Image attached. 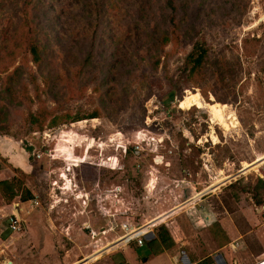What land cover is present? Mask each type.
<instances>
[{"label": "rangeland", "instance_id": "1", "mask_svg": "<svg viewBox=\"0 0 264 264\" xmlns=\"http://www.w3.org/2000/svg\"><path fill=\"white\" fill-rule=\"evenodd\" d=\"M132 1L116 0L113 22L105 12L85 28L65 18V0H0V177L12 184L0 189L6 264L29 262L12 241L21 232L3 233V221L31 191L39 200L32 213L49 210L56 224L74 219V262L92 250L79 221L104 223L101 207L138 225L210 191L223 213L264 204V0H174L175 38L161 48L145 33L167 24L162 0H144L137 36L118 35L133 19ZM92 4L101 10L109 0ZM196 37L215 65L186 77L181 67ZM31 42L43 52L39 67ZM113 184L121 186L116 196L99 192Z\"/></svg>", "mask_w": 264, "mask_h": 264}, {"label": "crops", "instance_id": "2", "mask_svg": "<svg viewBox=\"0 0 264 264\" xmlns=\"http://www.w3.org/2000/svg\"><path fill=\"white\" fill-rule=\"evenodd\" d=\"M12 160L20 162L19 156ZM9 162L10 158H6ZM22 163L26 161L22 159ZM14 163L19 167L18 163ZM26 166V165H25ZM1 174V172H0ZM7 177H0L4 179ZM28 189L29 187L25 185ZM31 194L32 191H31ZM212 191L203 193L197 201L186 200L164 215L145 221L148 228L143 242L116 241L114 234L100 236L97 248L89 255L74 262V219L61 220L59 224L48 211L34 212L27 209L28 200L16 201L24 212V229L14 243H21L26 260H9V264H253L264 258V216L247 206L248 210L220 212L215 194L214 203L208 198ZM212 197V196H211ZM192 199V198H191ZM14 203V202H12ZM260 206V205H259ZM88 218V217H86ZM85 219V218H83ZM82 219V220H83ZM89 221H91L88 218ZM81 221V220H80ZM79 221V222H80ZM8 228L6 220L3 221ZM143 226L142 229L146 228ZM112 240V241H111ZM113 243H111V242ZM108 242V243H106ZM106 243V244H104ZM111 243V244H110ZM104 244V245H102ZM102 245V246H100ZM109 245V246H107ZM100 246V247H99ZM106 250H102V248ZM4 248H0V252ZM139 252V256L137 253ZM96 258V259H95ZM7 260L6 258H4ZM0 261L6 264L7 261Z\"/></svg>", "mask_w": 264, "mask_h": 264}, {"label": "trees", "instance_id": "3", "mask_svg": "<svg viewBox=\"0 0 264 264\" xmlns=\"http://www.w3.org/2000/svg\"><path fill=\"white\" fill-rule=\"evenodd\" d=\"M163 5L167 9V14H168V20L167 24L162 27L161 32H155V28L153 31L150 33L146 31L145 35L148 36L146 37L147 39H150V42L152 45H155V48H161L162 45L165 44V41H167L170 37H174V28H170V23L172 22L171 25H173V19L175 18V13H176V5L174 4V0H162ZM144 0H133L132 5L134 7V14L132 15L133 19L131 22H129L126 26V28L122 27L120 33L118 35L120 36H125L128 34L130 36L132 33L137 36L139 30L136 27H145L146 23L141 21V13H142V3ZM104 4V3H103ZM92 0H65V2L62 3L61 9L62 11L65 12L66 16L65 18H68L69 20H74V25H76V20L78 23H81V26L84 24L85 28L86 27H91L95 21L97 22L100 17L102 16V13L107 12L110 17H114L111 22H113L116 19V14L113 12L118 6L119 3H116V0H109V4L106 6H103L101 10H98V8L102 5L97 4L95 6V9H92ZM106 8V9H105ZM185 9V8H184ZM43 11V9H41ZM94 13V15H92ZM97 14H99L98 17ZM92 15V16H91ZM112 15V16H111ZM89 17V18H88ZM146 22V21H145ZM169 23V24H168ZM145 24V25H144ZM115 26L110 25L109 28L111 31H114ZM74 31H69L66 34H73ZM160 34V36H158ZM172 36H170V34ZM114 34V33H113ZM175 38V37H174ZM143 42V41H142ZM145 44V42H144ZM191 48L190 50L186 53L183 64L181 67V71L183 74H185L186 77L192 75L196 71H200L202 68L205 67L207 64H212L215 65V59L211 58L208 50L209 47L206 44L205 40L202 38H195L191 43ZM47 46V41L43 45V49H45ZM29 51L31 53V60L34 62L38 67L41 65V63L44 62V57H43V52L41 48H39L35 42H31L29 45ZM113 55V53H112ZM118 58H122L119 57ZM111 59V56L108 58V60ZM126 59V58H125ZM112 61V60H111ZM155 61V62H154ZM154 64L156 63V60H152L151 63ZM186 71V73H184ZM47 75V74H46ZM45 74H42V79L45 80L46 84L48 83L47 76ZM4 89L7 90H12V88L9 85L4 84L3 86ZM174 93L173 90L170 89L166 95V98L164 102H167L171 99H173ZM90 116L88 117H95L94 114H89ZM79 119V118H77ZM231 185V184H229ZM12 184L10 183L9 180L7 179H0V189L1 190H11ZM29 196V197H28ZM27 197L28 199L31 197V194H29ZM256 199L255 201H257ZM23 201V200H22ZM263 204V203H261Z\"/></svg>", "mask_w": 264, "mask_h": 264}, {"label": "built area", "instance_id": "4", "mask_svg": "<svg viewBox=\"0 0 264 264\" xmlns=\"http://www.w3.org/2000/svg\"><path fill=\"white\" fill-rule=\"evenodd\" d=\"M36 158L40 157V154H36L35 155ZM94 190L97 189V184H95ZM104 191H107L109 193H112L113 195L116 196L117 192L121 191V186L119 184H113L111 187L109 188H105V189H100L99 192L103 193ZM85 194V193H83ZM84 199H86V201L88 200V197L84 196ZM75 198L79 199L78 196H76ZM91 200H94L95 202H98V200L96 199V193L95 194H91L90 196ZM115 201H119V199H115ZM81 202H85L84 200H81ZM87 204H84L83 207L85 208ZM39 206V200H38V196L36 194H33L31 196V198H29L28 200V204H27V209L32 210L35 207ZM100 210V207H97ZM261 212L263 213L264 216V204L260 205ZM25 210H23V208H21V205L18 202L13 203V205L11 206L10 212L8 213V215L6 216V224H7V228L9 231L11 232H15V231H23L24 229V217L22 216L21 212H23ZM100 214L102 217H106V220L104 223L102 224H97V223H93L92 221H89L88 218H85L83 220H81L79 222V228L81 230H83L84 234H86L90 240V245L92 246V248H94L98 243L100 242V236L101 235H105L107 232L109 231H114L117 228L120 229V232L114 236L113 240L116 241H123L125 243L130 242V241H135V243L137 245H141L143 242V235L145 233H147L148 228H143V224H138V225H134L131 222H129L127 220L126 217H124L122 220H116L117 217H120L119 213L117 211H109L107 209H104L101 207V211ZM121 218V217H120ZM262 225L264 226V220L262 222ZM96 226V227H94ZM112 241V240H111ZM109 241V242H111ZM108 243V242H106ZM104 243V244H106ZM113 243V242H111ZM110 243V244H111ZM102 244V245H104ZM100 245V246H102ZM109 246V245H107ZM106 248L108 247H103L102 250H106ZM97 249V248H95ZM95 249H92L90 251V253H92ZM89 253V254H90ZM253 264H264V258L256 261Z\"/></svg>", "mask_w": 264, "mask_h": 264}, {"label": "water", "instance_id": "5", "mask_svg": "<svg viewBox=\"0 0 264 264\" xmlns=\"http://www.w3.org/2000/svg\"><path fill=\"white\" fill-rule=\"evenodd\" d=\"M242 172H244V169H243V168H241V169L237 172V174L242 173Z\"/></svg>", "mask_w": 264, "mask_h": 264}]
</instances>
